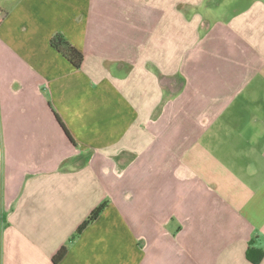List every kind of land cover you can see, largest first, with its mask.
Masks as SVG:
<instances>
[{
	"label": "crops",
	"instance_id": "obj_1",
	"mask_svg": "<svg viewBox=\"0 0 264 264\" xmlns=\"http://www.w3.org/2000/svg\"><path fill=\"white\" fill-rule=\"evenodd\" d=\"M0 264H264V0H0Z\"/></svg>",
	"mask_w": 264,
	"mask_h": 264
},
{
	"label": "trees",
	"instance_id": "obj_2",
	"mask_svg": "<svg viewBox=\"0 0 264 264\" xmlns=\"http://www.w3.org/2000/svg\"><path fill=\"white\" fill-rule=\"evenodd\" d=\"M52 45L58 49L61 53H63L75 67L80 68L83 64L84 55L83 53L75 47L62 33H57L51 40ZM108 205V201L105 200L100 203L90 214L89 216L81 223V225L77 228L73 236L65 243L60 250L56 253L54 260L60 261L64 258L68 251V246L71 244L72 240L80 235L83 230L93 221H95L100 214L104 211L106 206ZM252 251L253 249L249 248L248 256L252 260ZM263 256V251L259 252V256L257 259L253 258V262H259V260Z\"/></svg>",
	"mask_w": 264,
	"mask_h": 264
}]
</instances>
